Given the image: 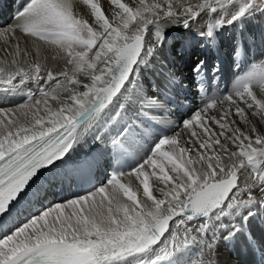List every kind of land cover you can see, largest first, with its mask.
I'll return each mask as SVG.
<instances>
[{"label":"snow or ice","instance_id":"1","mask_svg":"<svg viewBox=\"0 0 264 264\" xmlns=\"http://www.w3.org/2000/svg\"><path fill=\"white\" fill-rule=\"evenodd\" d=\"M113 2L123 10L116 14L120 22L110 23L93 3L95 22L90 25L74 14L72 0H26L15 26L0 32L5 42L17 29L48 42L66 52L72 66L56 73L39 62L25 67L19 59L12 60L14 67L0 66V90L18 94L34 83L41 94L35 100L29 94L24 120L0 119V264H116L129 258H136L135 264H162L193 245L199 259L188 264H220L205 255V250L215 249L218 229L228 228L224 238H231L246 231L257 213H264V170L259 169L264 135L253 138L257 127L249 118L264 121V63L182 120L183 130L194 138L185 143L192 147L179 144L180 133L169 135L164 128L150 132L157 120L165 122L167 109L158 94L129 88L161 50L164 25L194 31L214 47L220 29L264 12V0H202L196 5L186 0H139L135 8ZM150 25L156 26L155 38L146 41ZM15 48L19 57V43ZM206 70L204 61L193 69L198 77ZM173 79L167 78L161 87ZM204 85L202 81L201 90ZM61 92L68 93L66 99H59ZM89 139L106 144L118 161L132 155L139 159L129 170L115 168L92 191L42 209L5 231L6 217L46 191L42 178L53 186L90 173L96 158L68 169V161ZM149 139L145 149L142 142ZM162 161L170 165L168 170ZM246 166L254 170L250 180H242L240 174ZM149 168L153 176L159 169L163 198L153 195ZM133 174L142 185L144 201L137 199L139 187L133 190L123 181Z\"/></svg>","mask_w":264,"mask_h":264},{"label":"bare ground","instance_id":"2","mask_svg":"<svg viewBox=\"0 0 264 264\" xmlns=\"http://www.w3.org/2000/svg\"><path fill=\"white\" fill-rule=\"evenodd\" d=\"M151 2L154 0H146V3ZM186 2L196 5L202 0H186ZM25 3L26 0H0V32L15 26L17 13L22 10ZM72 3L74 14L86 20L90 25L95 22L91 9L93 3L101 9L102 14L113 25L120 22L119 16L116 14L123 13V10L115 5L113 0H72ZM121 3L132 8L139 6V0H131V2L130 0H121ZM161 23L163 24V20ZM149 29L151 36L146 32V41L155 38L156 26L150 25ZM163 30L166 40L161 50L155 59L144 68L134 86H129V88L130 92L134 87L139 93L158 94L167 109V114L164 117L165 122L160 123L157 120L150 126V132L155 133L164 128L169 135L180 133L179 144L184 147H192L185 143L186 140L194 138L191 137L190 132L183 130L182 120L189 118L195 110L202 107L204 103L210 102L215 96L224 95L232 90L239 76L252 70L254 66L264 63V12L250 15L234 26H226L220 29L216 34L214 47L205 44L194 31H189L186 28L164 25ZM17 43L22 50L19 57L14 55ZM25 50L28 52L27 56L24 55ZM13 59H19L25 67L28 64L39 62L54 73L65 69L71 70L72 67L67 64L66 52L48 42L25 36L18 29L14 37L9 36L7 42H5L4 37L0 36V66L6 68L13 66ZM200 61H204L207 65L203 77H198L193 71ZM215 68L219 70L213 73L212 70ZM80 78L84 79L83 77ZM167 78L174 79L166 88L161 87ZM202 81H205V90L200 88ZM158 88H160L159 93H157ZM253 90L259 98V87L254 85ZM29 94L33 96V100L41 99V94L34 83H29L24 91L18 94H9L0 90V119L5 120V122L8 119L24 120L25 117L22 113L29 111ZM67 96L68 93L61 92L59 99H66ZM49 104L53 108L58 107L56 101L49 100ZM40 107L42 109L43 104ZM30 111L34 112L35 107L33 106ZM3 113H7V115H2ZM40 115H45V113L41 111ZM249 118L257 127V133L252 134L253 138L256 134L264 135V121H261L259 117L250 116ZM27 119H31V115ZM142 143L146 149L151 143V139ZM196 147L198 148V145ZM165 150H168L167 147ZM200 151L203 152V150ZM140 155L143 153L141 152ZM189 156L195 157V153L190 152ZM94 158H96V163L91 168L90 173L84 177L69 179L53 186H49L47 180L42 178L40 184L44 186L46 191L40 193L39 200L35 196L31 197L30 203L25 202L23 206L13 212L11 217H6L5 231L14 225H21L27 217L42 209L46 210L56 203L66 202L92 191L94 186L99 187L100 183L105 181L108 174L115 168L121 167L124 170H129L135 165L139 156H128L126 163L123 160L118 161L113 158L106 144H96L89 139L86 144L79 147L77 153H74L73 158L68 161V169L83 166L86 161ZM196 158L198 159V157ZM162 163L167 164L166 161H162ZM194 166L198 167L199 165ZM263 166L264 162L259 165V169H262ZM247 168L248 166L241 170L242 180H250L254 174V170L250 167L252 171L244 175L243 173L246 172ZM148 171L150 170L148 169ZM155 171L157 176H153L149 172V183L153 195L160 199L163 197L159 193L158 187L165 185L158 181L159 169ZM169 174L174 175L171 172ZM48 175L50 174H45V176ZM133 177H135L134 174ZM133 177L130 179L125 176L123 181L129 183L133 190L139 187L137 199L139 201L146 200L147 198L143 196L142 185L139 184V181H133ZM149 203L151 202L149 201ZM235 222L238 223L239 220L237 219ZM225 223L230 225L232 221H225ZM228 230V228L218 229L215 249L212 253L205 250L206 256L211 255L220 264H264V213H257L255 218L250 219L246 231H241L235 236L225 239ZM211 236L212 233H209V237ZM196 259H199V252L197 247L193 245L172 260L163 261L162 264H188L189 261ZM135 260L136 258H129L128 260L117 261L116 264H135Z\"/></svg>","mask_w":264,"mask_h":264},{"label":"rangeland","instance_id":"3","mask_svg":"<svg viewBox=\"0 0 264 264\" xmlns=\"http://www.w3.org/2000/svg\"><path fill=\"white\" fill-rule=\"evenodd\" d=\"M128 1H129V0H128ZM130 2H131V0H130ZM201 98H203V96H201ZM122 160H123L124 163H126V162L128 161V156L125 157V158H123ZM165 165H166V170H168V169H169L168 167H170V165H167V164H165ZM124 166H125V165H124ZM126 168H127V167H126ZM249 168H250V166H248V168L246 169V172L243 173L244 175H247V174H249V172L252 171L251 168H250V169H249ZM149 170H150L149 172H152V171H153V170L150 169V168H149ZM151 170H152V171H151ZM261 170H264V166L262 167ZM132 177H133V176H132ZM133 179H134V180H133ZM132 180H133V181H137V180H135V177H133Z\"/></svg>","mask_w":264,"mask_h":264}]
</instances>
